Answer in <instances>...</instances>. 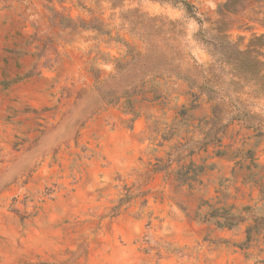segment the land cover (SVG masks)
<instances>
[{"label": "rangeland", "instance_id": "obj_1", "mask_svg": "<svg viewBox=\"0 0 264 264\" xmlns=\"http://www.w3.org/2000/svg\"><path fill=\"white\" fill-rule=\"evenodd\" d=\"M185 1L194 16L166 0H0V264H264V95L240 94L256 128L215 123L175 78L112 100L143 31L182 69L211 61L200 33L217 25L240 49L264 35V0Z\"/></svg>", "mask_w": 264, "mask_h": 264}, {"label": "trees", "instance_id": "obj_2", "mask_svg": "<svg viewBox=\"0 0 264 264\" xmlns=\"http://www.w3.org/2000/svg\"><path fill=\"white\" fill-rule=\"evenodd\" d=\"M111 1V0H109ZM172 4L181 3L189 15L194 16V6L185 0H166ZM230 1L223 4L229 6ZM221 7V8H222ZM221 12V10L219 11ZM155 30L162 31L164 26L166 33L181 34L174 21L162 22ZM216 23V22H215ZM218 24V23H217ZM214 31L208 39L201 37L208 52L211 55V61L206 65L187 64L182 69L181 57L176 51L172 53L155 51L158 46L154 41H150L148 32L145 34L147 48L144 52L134 54L125 63L118 65L115 74L111 76L112 80L122 81L123 88L120 95L113 96L112 100L116 103L121 96L126 97L139 91L141 93H152L154 98L160 96L152 86L147 87V78L153 75L156 78L168 79L175 78L186 81L190 89V95L196 100L198 95H205L206 99L212 103L211 113L213 119L219 122L222 118L229 121H242L248 127H257L254 123L253 114L247 108L246 102L240 98L244 89H248L255 98L264 95V53L262 51L264 35L254 36L250 39L245 49H240L231 40L228 39L221 25L212 28ZM168 48L173 46L169 43L174 38L166 37ZM159 56H154V55ZM197 90L198 94L192 92ZM227 123H219L215 127L216 131L224 130Z\"/></svg>", "mask_w": 264, "mask_h": 264}]
</instances>
